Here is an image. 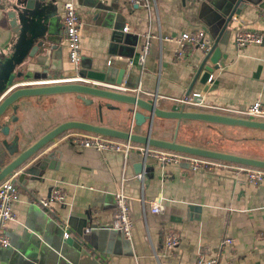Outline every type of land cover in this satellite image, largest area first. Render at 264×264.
Segmentation results:
<instances>
[{
  "label": "crops",
  "instance_id": "1",
  "mask_svg": "<svg viewBox=\"0 0 264 264\" xmlns=\"http://www.w3.org/2000/svg\"><path fill=\"white\" fill-rule=\"evenodd\" d=\"M66 1L59 0L55 9L53 21L57 30H64ZM96 1L76 0L83 22L82 68L105 72L111 62L110 81L87 79L90 84L107 87L113 85L110 82L117 77L119 69L113 66L116 56L108 51L111 15L104 20ZM98 2L114 5L115 14L121 13L126 18L125 26L129 29L124 32L135 34L139 39L134 57L130 59L133 65H129L122 84L124 92L136 94L130 90L140 88V96L150 101L157 96V105L161 108L177 109L188 95L205 52L192 48L179 56L178 43L168 37L176 38L183 32L201 29L209 34L199 15L201 0H152L150 8L131 0ZM239 29L258 31L264 38V8L252 5L234 20L222 38L227 45L225 63L213 72L207 91L199 82L194 84L190 94L201 93L198 97L201 105H188V109L223 113L224 108L245 109L257 100L264 103V41L260 45L237 48L234 37ZM147 34L152 35L151 50L143 70L138 57ZM12 35V26L0 15V48L11 41ZM59 46L62 53L57 56L62 61L56 59L52 78L72 77L73 67L64 35ZM41 56L36 55L25 72L41 74L51 63L50 58ZM33 82L37 80L18 79L16 83L20 86ZM5 94L0 95V102ZM81 97L63 93L21 98L14 105L18 119L12 123L11 138L19 131L21 137H29V145L61 122L75 119L123 130L133 128L139 134H148L151 129L154 137L173 139L175 120L155 118L152 126L148 120L132 126L131 105L99 98L91 99V104L108 107L107 118L100 119L96 114L92 118L87 110V116H82ZM140 112L149 114L142 109ZM193 126L208 128L218 136L219 127H244L188 120L181 123L184 137L179 138V142L238 153L222 146L215 135L196 138L197 134L189 131ZM76 131L62 134L48 145L45 156L50 152L55 155L48 160L51 168L42 179L30 180L34 174H26L24 169L13 175L21 186V193L19 201L13 205L15 219L7 226L11 245L0 247V264H196L201 257L208 260L218 257V264H264V181L251 184L245 172L235 168L195 172L186 162L162 166L149 159L153 170L142 184L135 177V162L125 165L122 152H99L74 145L71 136ZM26 179L29 180L25 183ZM122 185L131 198L130 210L135 223L131 239L112 227L115 193ZM55 186H59L67 198L65 203H55L54 210L50 211L41 207L37 199L49 196ZM160 199L165 205L164 211L152 212L151 203ZM191 205L198 206L199 210L192 213ZM88 212L91 218L86 228L92 230L86 232L85 229L82 245L76 248L66 242L65 233L73 238L80 236L72 226L66 228V224L69 216H75L77 227ZM169 231L177 234L180 243L173 254L167 255L163 239ZM225 238H232L233 242L224 243Z\"/></svg>",
  "mask_w": 264,
  "mask_h": 264
},
{
  "label": "water",
  "instance_id": "2",
  "mask_svg": "<svg viewBox=\"0 0 264 264\" xmlns=\"http://www.w3.org/2000/svg\"><path fill=\"white\" fill-rule=\"evenodd\" d=\"M58 2L59 0H0V15L8 21L14 32L11 41L0 48V95L7 94L0 102V182L21 169H24L23 171L26 174H34L30 180L42 179L47 169L51 168L48 160L55 155V152H50L45 156L48 145L71 130L102 134L118 139L131 140L135 143L149 144L161 149L264 169V159L261 158L213 150L178 141L181 123L185 120L262 131H264V121L211 111L190 110L184 102H181L177 109L166 110L158 106L155 101H150L142 96L95 86L87 81V79L110 81L111 62L105 72H95L81 67L78 75L83 81H73L66 78L53 79L51 70L55 67L56 59L62 61V58L57 55L62 53L59 45L62 43L63 35H65V29L57 30L53 21ZM95 5L102 10L100 16L104 20L111 15L109 20L112 23V26H110L112 31L108 51L109 54L116 56L113 66L119 70L117 77L110 83L122 85L131 64L130 59L135 54V48L139 40L138 36L124 32L126 18L121 13L117 12L115 14L116 7L114 5H106L98 2V0ZM252 5L264 8V0H201L199 15L209 31L212 48L205 53L200 62L193 83L188 90V95L197 82L204 86V90L209 89L213 72L225 63L227 57V45L222 42L223 36L234 20L239 18L242 11L250 10ZM49 43L54 44L49 46ZM36 55H42L41 57L46 59L50 58L51 63L41 74L35 75L30 70L25 72V67L31 64ZM18 79H24L25 81L36 79L37 82L17 86ZM63 93L78 94L82 96L85 104H91V99L99 98L131 105L132 110H134V124L142 125L148 120L152 126L155 118L175 120L176 126L173 139L166 140L154 137L151 135V129L148 134H139L134 132L133 128L123 130L75 119L61 122L29 145V137H21L19 131L11 138L13 133L12 123L18 119L16 116L17 108L14 107L18 100L23 97L36 96L41 98ZM140 109L147 111L149 114L146 115L140 112ZM129 161L135 162L133 165L135 176L144 173L146 177L153 170V166L145 161L144 156L138 152H132L129 155ZM28 180L26 179L25 183ZM190 210L193 213L199 210V207L191 205ZM90 218L88 212L87 217L81 218V223L75 227L74 223L78 218L69 216L66 228H70V226L75 228L80 238L69 236L66 238L68 244H72L76 248L82 245V238Z\"/></svg>",
  "mask_w": 264,
  "mask_h": 264
},
{
  "label": "built area",
  "instance_id": "3",
  "mask_svg": "<svg viewBox=\"0 0 264 264\" xmlns=\"http://www.w3.org/2000/svg\"><path fill=\"white\" fill-rule=\"evenodd\" d=\"M152 0H131L132 3L143 5L150 8ZM76 0H68L64 3V29H65V41L68 47L69 62L73 67L74 76L66 78L73 81H83L78 75L79 70L82 67L83 50H82V26L80 14L77 9ZM128 26L124 27V31L127 32ZM146 42L143 45L142 52L138 57V64L145 70V63L147 56L151 50L152 35H146ZM169 40H176L179 45L178 55L181 56L187 49L199 48L205 53L209 52L212 48V39L205 30H197L191 32H183L180 36L168 37ZM264 41L263 34L258 31L250 29H239L235 33L234 43L237 48H243L249 45H260ZM133 65V61H131ZM64 79V78H61ZM58 79V80H61ZM59 82V81H58ZM105 88L125 91V87L122 85H111ZM136 92V95L140 96V88L130 90ZM201 93H193L192 95H186L181 101L187 105L199 106L198 97ZM157 96L155 102L157 103ZM221 114L247 118L251 120L264 121V103L260 100L255 101L249 107L245 109L236 108H224V112H217ZM134 124V117L132 119V126ZM71 140L74 145L82 148H93L99 152L103 151H117L124 154V164L128 163L129 155L132 152H138L142 154L145 161L149 159L154 160L156 163L164 166L169 164H181L186 162L192 171H213L219 168H235L237 170L245 172L248 181L251 184L257 185L264 181V169L252 168L235 165L230 162L209 159L196 155H191L183 152L166 150L154 147L149 144L135 143L131 140L118 139L114 137L105 136L102 134L86 132L78 130L72 134ZM144 184L145 174L141 173L135 176ZM21 193V186L18 181L13 178V175L9 179H5L0 182V247L6 248L11 245V240L7 234L8 223L15 219L13 212V205L19 201ZM67 195L59 187L52 188L51 193L47 197H40L37 199V203L50 211L54 210L55 203H65ZM116 208L114 211L113 228L120 230L128 238H132V230L134 228V219L130 210L131 198L124 192L123 185L115 193ZM152 212L160 213L165 209V205L162 200H155L151 203ZM91 228H87L86 232H89ZM70 236L69 233H65V238ZM232 238H225L224 243H232ZM180 240L175 232H166L163 239L164 248L166 254H173L175 249L179 246ZM158 256V255H156ZM218 257L213 259L199 258L196 264H218Z\"/></svg>",
  "mask_w": 264,
  "mask_h": 264
},
{
  "label": "rangeland",
  "instance_id": "4",
  "mask_svg": "<svg viewBox=\"0 0 264 264\" xmlns=\"http://www.w3.org/2000/svg\"><path fill=\"white\" fill-rule=\"evenodd\" d=\"M82 102L84 101L82 100ZM108 109H109L108 107H103L98 104L95 105V104L82 103V110L80 111L82 112V116H87L86 115V110H87V112H89L92 118L96 114L98 118L106 119L110 111ZM164 127L166 128V126ZM207 129L208 128H199L193 126L189 128V131L191 133H194L195 136L197 134L196 138H200V137L209 138L211 135H215L221 141L222 146L228 149L235 150L236 152H238L237 154L264 159V131L256 133L250 129H244V128L237 129L230 127L228 128L219 127L218 129L219 131L217 130V132H220L219 133L220 135L218 136L217 133H213L212 130H207ZM183 137H184L183 128L181 129L180 127L178 139L179 138L182 139Z\"/></svg>",
  "mask_w": 264,
  "mask_h": 264
},
{
  "label": "trees",
  "instance_id": "5",
  "mask_svg": "<svg viewBox=\"0 0 264 264\" xmlns=\"http://www.w3.org/2000/svg\"><path fill=\"white\" fill-rule=\"evenodd\" d=\"M234 164V163H233ZM235 165H239V166H245V167H251V166H246V165H240V164H235ZM255 168V167H252Z\"/></svg>",
  "mask_w": 264,
  "mask_h": 264
},
{
  "label": "flooded vegetation",
  "instance_id": "6",
  "mask_svg": "<svg viewBox=\"0 0 264 264\" xmlns=\"http://www.w3.org/2000/svg\"><path fill=\"white\" fill-rule=\"evenodd\" d=\"M82 98V97H81Z\"/></svg>",
  "mask_w": 264,
  "mask_h": 264
}]
</instances>
